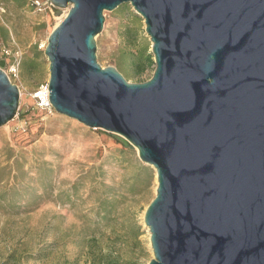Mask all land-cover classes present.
Here are the masks:
<instances>
[{
    "label": "water",
    "instance_id": "95a60500",
    "mask_svg": "<svg viewBox=\"0 0 264 264\" xmlns=\"http://www.w3.org/2000/svg\"><path fill=\"white\" fill-rule=\"evenodd\" d=\"M49 1L67 10L45 47L51 107L156 171L148 264H264V0ZM126 3L152 43L142 83L97 61L104 14ZM4 64L0 127L20 105Z\"/></svg>",
    "mask_w": 264,
    "mask_h": 264
},
{
    "label": "rangeland",
    "instance_id": "374dc122",
    "mask_svg": "<svg viewBox=\"0 0 264 264\" xmlns=\"http://www.w3.org/2000/svg\"><path fill=\"white\" fill-rule=\"evenodd\" d=\"M52 7L0 0V61L20 91L17 116L0 127V264H148L144 214L155 169L116 133L58 114L42 98L45 47L67 11ZM104 15L98 63L130 83L148 81L155 63L143 18L128 3Z\"/></svg>",
    "mask_w": 264,
    "mask_h": 264
},
{
    "label": "bare ground",
    "instance_id": "6f19581e",
    "mask_svg": "<svg viewBox=\"0 0 264 264\" xmlns=\"http://www.w3.org/2000/svg\"><path fill=\"white\" fill-rule=\"evenodd\" d=\"M54 10H55V8L54 7H52ZM67 13V12H66ZM42 98H43V100H44V102H46L47 104H48V96H49V91L48 90H46V91H44L43 90V92H42ZM49 105V104H48ZM156 175V174H155ZM155 179H157V176H156V178ZM157 184H158V182H157V180H156V187H155V190L157 189Z\"/></svg>",
    "mask_w": 264,
    "mask_h": 264
},
{
    "label": "built area",
    "instance_id": "2783aa9c",
    "mask_svg": "<svg viewBox=\"0 0 264 264\" xmlns=\"http://www.w3.org/2000/svg\"><path fill=\"white\" fill-rule=\"evenodd\" d=\"M36 4H37V6H38L39 8H41V6H42V3H41V2H38V1H37ZM3 52H4V54H6V55L8 54V52H7L6 50H3ZM43 90H44V91L48 90V86H47V85L44 86V87H43ZM36 96L39 98L40 95L38 94V95H36ZM49 105H50V103H49ZM50 106H51V105H50Z\"/></svg>",
    "mask_w": 264,
    "mask_h": 264
},
{
    "label": "trees",
    "instance_id": "16d2710c",
    "mask_svg": "<svg viewBox=\"0 0 264 264\" xmlns=\"http://www.w3.org/2000/svg\"><path fill=\"white\" fill-rule=\"evenodd\" d=\"M108 264H111V263L108 262Z\"/></svg>",
    "mask_w": 264,
    "mask_h": 264
}]
</instances>
